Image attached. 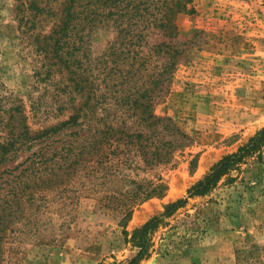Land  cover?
Listing matches in <instances>:
<instances>
[{
  "label": "rangeland",
  "instance_id": "374dc122",
  "mask_svg": "<svg viewBox=\"0 0 264 264\" xmlns=\"http://www.w3.org/2000/svg\"><path fill=\"white\" fill-rule=\"evenodd\" d=\"M69 4L0 0V140L18 123L34 134L65 120L88 96L101 117H126L120 112L138 88L153 85L167 50L182 53L173 73L164 74L168 93L155 111L171 116L188 138L169 163L154 169H143L135 146L124 144L106 148L97 167L77 179L60 172L56 186L25 201V217L5 240L2 264H126L138 252L134 232L159 217L139 264H264L259 162L249 159L232 173L233 182L225 176L207 194L190 193L264 126V0H189L191 11L176 13L171 35L152 25L157 7L143 10L148 20L135 30L116 26L108 9L84 3L76 8L81 12L70 42L60 48L56 25ZM156 43H164L161 53ZM139 46L141 65L133 54ZM39 146L38 138L30 139L13 153L15 174ZM158 177L166 193L136 205L122 222L137 191L132 180L146 185Z\"/></svg>",
  "mask_w": 264,
  "mask_h": 264
},
{
  "label": "trees",
  "instance_id": "16d2710c",
  "mask_svg": "<svg viewBox=\"0 0 264 264\" xmlns=\"http://www.w3.org/2000/svg\"><path fill=\"white\" fill-rule=\"evenodd\" d=\"M69 1L70 4L65 8L64 15L60 17L56 25L59 33L63 35L56 42V44L60 43V48L70 42L71 35L69 32L74 28L71 29L70 27L75 26V20L79 18L81 12L77 11L76 8L84 3L108 9V13L116 14L113 21L116 26L126 25L130 29L135 26L133 27L135 30L146 19L148 20L147 14L143 10L148 11L157 7L160 16L154 14L152 25L160 27L165 34L169 35L175 34L174 28L176 27L173 18L176 13L191 11L188 7L189 0ZM135 35L133 34L132 39ZM140 38L141 35H138L136 39ZM131 42L134 41L131 40ZM163 45L164 43L155 44V47L158 48V50L155 49L156 54L161 53ZM142 49L143 47L140 46L133 49L136 61H140V65L145 61L143 53H140ZM129 51H131L130 48ZM64 53V50L60 53L58 50L57 56L62 64L68 66V58L64 59ZM166 53L164 59L161 60L162 70L153 78V85L144 89L138 88L133 94L131 106L126 107L125 110L122 109L124 111L120 112V115L125 114L126 117L117 120L113 118L114 116L109 119H107L108 115L101 117L93 103L95 97L88 96L81 108L67 119L44 127L34 134L28 126L18 123L9 130V136L0 140V264L4 259L5 240L15 230L18 222L25 217V210H27L25 201L35 199L36 193L41 189H51L56 186L58 180H62L59 177L60 172L77 179L81 177L82 172L86 175L85 169L97 167L106 155V148L119 150L124 144L135 146L142 161L141 167L143 169H154L159 165L169 163L173 159L175 150L186 144L185 140L188 136L176 121L171 116L158 115L155 111L156 105L163 101L168 93V89H164L163 86V83L166 82V77L164 81V74L173 73L182 51L171 52L167 50ZM137 70L138 72L141 71L140 67H137ZM167 80L170 83L171 76L167 77ZM135 87L140 86L135 85ZM122 100V102H127L126 99L122 98ZM117 103L119 104L121 101ZM83 116H86V119H82ZM13 117L15 118L17 115L14 114ZM24 133L29 140L38 138L40 146L27 158L28 162L21 168L20 172L15 174L14 170L19 166L11 169L9 162L12 160L13 153L22 144L29 142L22 136ZM55 139L57 141H53ZM249 159H255L260 163L259 168L264 170L261 167V165L264 166V126L259 128L246 142L239 145L235 151L220 159L209 172L191 187L190 193L207 194L225 176L230 182H233L236 177L232 173L241 170L242 165ZM23 172L27 173L25 177H23ZM11 176H13L12 180H10ZM132 182L137 189L133 196L134 203L124 209L125 215L122 222L129 219L136 205L149 198L163 196L168 188L162 177L151 179L146 185L140 184L134 179ZM27 186L32 188L26 191ZM135 187L131 189L133 190ZM174 205L170 204L167 208L170 209ZM167 214L170 212L167 211ZM160 219V217L153 218L134 232L133 240L138 252L126 264H139L140 260L148 253L150 233Z\"/></svg>",
  "mask_w": 264,
  "mask_h": 264
}]
</instances>
